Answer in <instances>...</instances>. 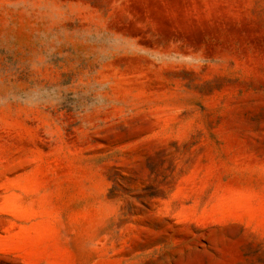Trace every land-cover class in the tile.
I'll list each match as a JSON object with an SVG mask.
<instances>
[{
    "label": "rangeland",
    "instance_id": "obj_1",
    "mask_svg": "<svg viewBox=\"0 0 264 264\" xmlns=\"http://www.w3.org/2000/svg\"><path fill=\"white\" fill-rule=\"evenodd\" d=\"M0 264H264V0H0Z\"/></svg>",
    "mask_w": 264,
    "mask_h": 264
}]
</instances>
